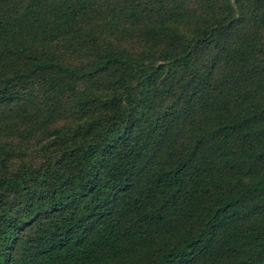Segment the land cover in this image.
Here are the masks:
<instances>
[{
  "label": "trees",
  "instance_id": "16d2710c",
  "mask_svg": "<svg viewBox=\"0 0 264 264\" xmlns=\"http://www.w3.org/2000/svg\"><path fill=\"white\" fill-rule=\"evenodd\" d=\"M0 264H264V0H0Z\"/></svg>",
  "mask_w": 264,
  "mask_h": 264
}]
</instances>
